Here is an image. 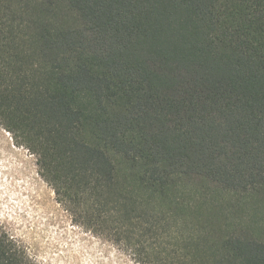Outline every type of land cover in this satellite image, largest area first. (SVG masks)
Here are the masks:
<instances>
[{
    "label": "trees",
    "instance_id": "1",
    "mask_svg": "<svg viewBox=\"0 0 264 264\" xmlns=\"http://www.w3.org/2000/svg\"><path fill=\"white\" fill-rule=\"evenodd\" d=\"M0 126L139 264H264V0H0Z\"/></svg>",
    "mask_w": 264,
    "mask_h": 264
},
{
    "label": "rangeland",
    "instance_id": "2",
    "mask_svg": "<svg viewBox=\"0 0 264 264\" xmlns=\"http://www.w3.org/2000/svg\"><path fill=\"white\" fill-rule=\"evenodd\" d=\"M82 223L0 126V227L36 264H139L112 236Z\"/></svg>",
    "mask_w": 264,
    "mask_h": 264
}]
</instances>
